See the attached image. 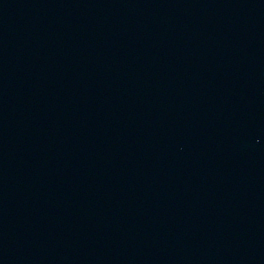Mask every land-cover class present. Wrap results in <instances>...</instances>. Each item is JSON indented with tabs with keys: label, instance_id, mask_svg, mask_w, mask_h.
<instances>
[{
	"label": "water",
	"instance_id": "1",
	"mask_svg": "<svg viewBox=\"0 0 264 264\" xmlns=\"http://www.w3.org/2000/svg\"><path fill=\"white\" fill-rule=\"evenodd\" d=\"M0 264H264V0H0Z\"/></svg>",
	"mask_w": 264,
	"mask_h": 264
}]
</instances>
